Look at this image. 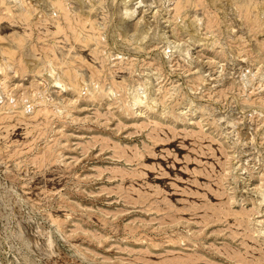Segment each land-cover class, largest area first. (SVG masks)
Returning a JSON list of instances; mask_svg holds the SVG:
<instances>
[{
  "label": "rangeland",
  "instance_id": "374dc122",
  "mask_svg": "<svg viewBox=\"0 0 264 264\" xmlns=\"http://www.w3.org/2000/svg\"><path fill=\"white\" fill-rule=\"evenodd\" d=\"M3 2L0 264H264V0Z\"/></svg>",
  "mask_w": 264,
  "mask_h": 264
},
{
  "label": "bare ground",
  "instance_id": "6f19581e",
  "mask_svg": "<svg viewBox=\"0 0 264 264\" xmlns=\"http://www.w3.org/2000/svg\"><path fill=\"white\" fill-rule=\"evenodd\" d=\"M3 1H4V0H2L1 2H3ZM6 1L8 2V0H6ZM1 2H0V3H1ZM3 3H4V2H3ZM55 5H56V4H55ZM59 5H61V3H59ZM59 5H58V6H59ZM23 6H24V5H23ZM29 7H31V6H29ZM61 7H63V6L61 5ZM21 8H22V7H21ZM26 9H28V8H26ZM26 9H24V10H26ZM62 9H63V8H62ZM65 9H66V8H65ZM22 10H23V9H22ZM24 10H23V11H24ZM28 10H29V9H28ZM28 10H26V11H28ZM33 10L36 11L35 8H33ZM34 11H33V12H34ZM29 12H31V10H30ZM24 13H25V12H24ZM26 13H27V12H26ZM28 14H30V13H28ZM28 14H27V15H28ZM32 14H34V13H32ZM32 14H31V15H32ZM65 14H66V13H65ZM19 15H20V14H19ZM21 16H22V15H21ZM26 17H27V16H26ZM23 18H25V16H24ZM23 18H22V19H23ZM22 19H21V20H22ZM29 19H30V18H29ZM23 22H24V19H23ZM69 25H71V24H69ZM69 27H71V26H69ZM60 29H61V28H60ZM75 29H76V28H75ZM96 30H97V29H96ZM57 31H59V30H57ZM57 31H55V32L57 33ZM63 31H64V30H63ZM70 31H72V30H70ZM61 32H62V31H61ZM53 33H54V32H53ZM73 33H75V32L73 31ZM51 34H52V33H51ZM59 34H61V33H59ZM49 35H50V34H49ZM56 35H57V34H56ZM72 35H73V34H72ZM53 36H55V34H53ZM83 39H84V38H83ZM75 40H76V38H75ZM85 45H86V43H85ZM14 46H15V44H14ZM23 47H24V46H23ZM23 47H22V48H23ZM17 48H18V47H17ZM51 52H52V51H51ZM55 54H56V53H55ZM6 55H7V54H6ZM60 55H61V54H60ZM53 56H54V55H53ZM55 57L57 58V56H55ZM48 60H50V59H48ZM45 61H46V60H45ZM10 62H11V61H10ZM78 70H80V69H78ZM65 73H66V72H65ZM13 74H14V73H13ZM76 74H77V72H76ZM78 74H79V73H78ZM64 75H65V74H64ZM79 75H80V74H79ZM81 75H82V73H81ZM77 77H78V75H77ZM56 78H57V77H56ZM79 78H80V77H79ZM69 79H70V77H69ZM74 80H75V79L73 78V81H74ZM87 80H88V79H87ZM57 81L60 82L61 80H60V81L57 80ZM75 81H76V80H75ZM79 81H80V80H79ZM71 82H72V81H71ZM80 83L82 84V81H80ZM80 83H79V84H80ZM97 83H98V82H97ZM75 84H76V83H75ZM85 84H86V83H85ZM76 85H78V84H76ZM97 85H98V84H97ZM71 86H72V85H71ZM83 86H84V85H82V87H83ZM2 87H3V86H2ZM61 87H63V85H62ZM75 87H76V86H75ZM80 87H81V86H80ZM82 87H81V88H82ZM98 87H99V86H98ZM72 88H74V87H72ZM77 88H78V87H77ZM77 88H76V89H77ZM81 88H79V89H81ZM83 88H84V87H83ZM83 88H82V90H83ZM96 88H97V87H96ZM99 89H100V88H99ZM98 91H99V90H98ZM81 93H82V91H81ZM33 96H34V95H33ZM32 98H33V97H32ZM46 99H47V98H46ZM137 99H138V98H137ZM139 99H140V98H139ZM139 99H138V100H139ZM11 101H13V100L11 99ZM25 101H26V100H25ZM40 101H43V99L40 100ZM140 102H143V101L140 100ZM140 102H139L138 104H143V103H140ZM135 103H137L136 100H135ZM135 103H134V104H135ZM148 104H151V103H148ZM144 105H147V104L145 103ZM148 107L150 108V106H148ZM153 107H154V103H153ZM153 107H152V108H153ZM152 108H151V109H152ZM27 109H28V108H27ZM47 112H48V111H47ZM212 175H213V174H212ZM212 180H213V179H212ZM214 180H215V178H214ZM159 203H160V202H159ZM192 213H193V212H192ZM194 213H195V212H194ZM194 213H193V214H194ZM175 214H176V213H175ZM179 214H180V213H179ZM180 215H181V214H180ZM191 216H192V215H191ZM196 216H197V214H196ZM239 217H240V216H239ZM242 217H243V216H242ZM191 219H192V218H191ZM229 219H230V218H229ZM231 221H232V220H231ZM239 229H240V228H239ZM241 229H242V228H241ZM241 229H240V230H241ZM246 231H247V230H246ZM259 232H260V231H259ZM260 235H261V234H260ZM261 237H262V236H261ZM243 238H245V237H243ZM249 243H250V242H249ZM254 254H255V253H254ZM256 254H257V253H256ZM248 257H249V256H248ZM254 260H255V259H254Z\"/></svg>",
  "mask_w": 264,
  "mask_h": 264
}]
</instances>
